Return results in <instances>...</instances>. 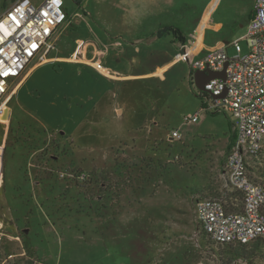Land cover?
<instances>
[{"label": "rangeland", "instance_id": "1", "mask_svg": "<svg viewBox=\"0 0 264 264\" xmlns=\"http://www.w3.org/2000/svg\"><path fill=\"white\" fill-rule=\"evenodd\" d=\"M10 2L0 0V12ZM63 2L69 19L55 33L52 50H62L64 55H73L75 51L92 45L91 41L96 37L93 25L100 26L96 22L95 10L103 12L108 8L123 7V3L117 1L116 5L112 0ZM215 4V17L227 21L224 22L226 29L232 31L242 53H246L244 29L249 20L241 12L252 11L255 0L157 1L152 5L162 10L156 15L148 13L146 22L165 18L168 15L164 10L172 9L169 23L175 25L174 28L180 25L188 33L189 26L199 15L206 8L209 12ZM152 5L140 4L142 7ZM81 7L86 9L87 15L80 10ZM193 37L196 41V34ZM162 42H165L164 37ZM227 53L230 57L235 55V48L228 46ZM85 79L91 83L89 76L78 77L72 68L60 69L50 65L36 73L24 86L25 92L16 96L20 103L17 99L9 103L11 132L7 144L3 145L0 170L3 168V192L7 196L15 189V179L20 174L18 182L23 187L19 193H22L23 204L15 208L14 218L26 236L22 239L23 246L15 240L9 245L8 240L0 236V264H264V246L259 242L248 243L244 245V251H239L236 245L212 242L197 226L193 198L197 193L200 196H221L225 182L222 177L211 175V187L206 183L209 166L204 146L210 136L204 131L194 132L202 126L203 115L200 114L198 123H189L187 153L182 143L175 141L164 142L160 146L162 153L154 160L133 159L117 153L115 158L101 153L93 155L88 148L92 143L89 146L83 143L82 146L68 135H60V131L65 132L64 128L74 129L77 122L75 93L81 87L84 89L80 83H85ZM62 89L68 91L67 98L56 95ZM51 100L54 101L52 105ZM182 110L176 114L183 118ZM9 112L8 108L0 117L2 126L8 125ZM225 118L228 130L236 121L228 112ZM18 127L20 134L17 133ZM186 132L180 131L181 135L184 134L183 140L188 135ZM96 143L93 144L95 148L104 151L105 143L101 145L98 140ZM116 146L123 145L116 143ZM53 156H59L60 161L55 163L59 168L53 166ZM260 160V165L249 167L252 177L264 176V152ZM20 168H24L23 173H19ZM25 168L38 169L37 174L31 176L33 185H28L25 179ZM42 170L49 176L55 174L54 178L61 183L48 182L43 190L38 186L45 177L41 175ZM78 171L86 172L87 177L79 179ZM76 186L81 192L74 190ZM2 199L0 196V205H4L0 208V223L3 225L0 234L11 230L7 223L11 211ZM230 202H234L236 209L240 206L237 195Z\"/></svg>", "mask_w": 264, "mask_h": 264}, {"label": "crops", "instance_id": "2", "mask_svg": "<svg viewBox=\"0 0 264 264\" xmlns=\"http://www.w3.org/2000/svg\"><path fill=\"white\" fill-rule=\"evenodd\" d=\"M32 1L40 2L41 0ZM112 1L116 5L117 1L123 3V7L108 8L103 12L95 10L96 22L100 26L93 25L96 37L91 41L92 45L75 51L73 55H64L63 51L58 49L52 50L44 59L33 61L27 68L25 75L17 82L8 100L9 123L6 126L0 124L2 127L0 144H7L11 132L9 103L14 99L20 103V98L16 96L25 92L23 88L31 78L50 65L60 69L62 67L72 68L74 71L76 70L78 77L88 78L89 76L91 83L89 79H85L83 84L80 83L84 89L82 90L81 87L80 91L75 93L77 108L74 115L77 122L72 131L64 128L65 132L60 131V135L64 137L68 135L81 145L88 143L89 146V143H92L88 148L93 155L101 153L106 154L104 156L112 155L115 158L117 153V155L121 154V156L133 159L154 160L162 153L160 146L164 142L179 141L185 147V152H189V123H198L201 119L200 114H202V126L194 132L204 131L210 136L204 146L206 164L209 166L207 173L209 179L206 183H209L208 186H210L211 175L222 177L225 181L223 189L225 192L227 186L224 163L226 154L235 138L234 123L231 126L228 124L227 130L225 116L228 111L211 107L210 98L195 87L193 76L195 70L191 68V64L195 60L203 58L211 50L225 48L227 52L228 46L238 42L237 37L231 35L230 29H226V23H224L227 22L226 20L215 17L216 4L209 12L206 8L196 22L189 26L188 33H185V28L182 29L180 25H176L174 28L175 25L169 23L172 9L164 10L167 17L160 18L157 22H146L148 13L154 12L156 15L155 13L162 10V8L158 10L156 6L152 5L157 1L162 2V0ZM146 2L152 6H140V4L145 5ZM65 10L67 12V9ZM80 10L84 14H88L86 9L81 7ZM91 12L90 15L94 18V14ZM241 13L247 15L250 21L254 15V9ZM68 19L69 14L67 13ZM247 27L244 29L245 34ZM194 33L196 41L193 37ZM162 37L165 42H162ZM199 77L202 78L203 75H199ZM27 94L31 95L30 92ZM56 95L64 98L69 96L66 89H62V92L58 91ZM53 102V100L50 101L51 105ZM20 106L24 107L23 104ZM182 108L185 110H182L183 113H181L184 116L189 115V112L191 115L198 112L197 121L184 123L181 115L176 114ZM173 130H177L179 133L186 130L188 135H185L186 139L183 140L184 134L180 133L181 139L177 140L171 137ZM20 132L21 129L18 127L17 133L20 134ZM97 140L101 145L105 143L104 151L96 149L93 145L97 144ZM116 143L123 146L117 147ZM60 148L61 143L58 149L60 150ZM117 148H119L118 151ZM191 148L194 149L193 146ZM59 161V156H53V166L59 168L58 165H55ZM37 170L36 168H25L24 175H26L25 179L28 185H33L31 176L37 174ZM23 171L24 168H20L19 173H23ZM42 174L45 177L43 176L38 186L43 187V190L46 189L48 182L61 183L57 178H54L55 174L54 176L46 175L44 170L41 171ZM18 176L14 183L15 189L9 196L3 192L4 186L1 177L0 196L5 199V205L11 211V218L6 217L11 230L0 234V236L8 240L9 245H12L10 241L15 240L23 246L22 239L26 234L14 218L17 212L15 208L23 204L22 193H19V191L22 192L23 186L21 183L19 184ZM74 190L81 192L77 186L74 187ZM197 194L193 198L194 202L197 197H204ZM3 207L4 205L1 204L0 208ZM0 224V228H2L3 225ZM7 252H9V248H7Z\"/></svg>", "mask_w": 264, "mask_h": 264}, {"label": "built area", "instance_id": "3", "mask_svg": "<svg viewBox=\"0 0 264 264\" xmlns=\"http://www.w3.org/2000/svg\"><path fill=\"white\" fill-rule=\"evenodd\" d=\"M66 20L63 0H11L0 12V117L28 66L54 48L52 39ZM245 39L246 53L234 42L235 55L230 57L220 48L191 64L193 70H221L227 63L225 78L210 79L202 92L210 98L211 107L227 110L236 121L235 138L224 163L227 189L221 196L197 197L194 212L197 226L216 244L259 242L264 246V176L249 174L252 164H261L264 152V0H255ZM197 118L195 112L183 120L196 122ZM171 137L181 139L177 130ZM3 154L0 144V165ZM77 175L81 180L87 177L84 171ZM234 194L240 197L237 209L229 203Z\"/></svg>", "mask_w": 264, "mask_h": 264}, {"label": "water", "instance_id": "4", "mask_svg": "<svg viewBox=\"0 0 264 264\" xmlns=\"http://www.w3.org/2000/svg\"><path fill=\"white\" fill-rule=\"evenodd\" d=\"M226 66H227V63L224 64V67L221 70H212L210 68H205L202 70H195L193 73V76L195 79L194 81L195 87L200 91H206L204 86L210 79L212 78H223L224 79L226 76V72H225ZM199 75H203V77L200 78ZM224 94L225 92L222 93L220 97H223Z\"/></svg>", "mask_w": 264, "mask_h": 264}, {"label": "trees", "instance_id": "5", "mask_svg": "<svg viewBox=\"0 0 264 264\" xmlns=\"http://www.w3.org/2000/svg\"><path fill=\"white\" fill-rule=\"evenodd\" d=\"M232 199H236V197L235 198L232 197ZM239 200H240V197H239ZM232 203L234 204V202H232ZM254 243H258V242H254ZM231 245H236V246H238L239 251H244V245H240V244H228V246H231Z\"/></svg>", "mask_w": 264, "mask_h": 264}, {"label": "bare ground", "instance_id": "6", "mask_svg": "<svg viewBox=\"0 0 264 264\" xmlns=\"http://www.w3.org/2000/svg\"><path fill=\"white\" fill-rule=\"evenodd\" d=\"M7 109H8V107L6 108V110H7ZM6 110H5V111H6Z\"/></svg>", "mask_w": 264, "mask_h": 264}]
</instances>
